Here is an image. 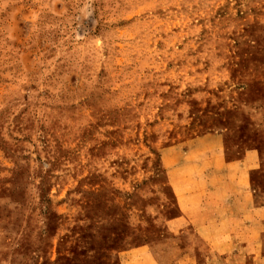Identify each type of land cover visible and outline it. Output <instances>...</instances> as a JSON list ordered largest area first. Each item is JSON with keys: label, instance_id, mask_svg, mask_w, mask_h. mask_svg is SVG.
Listing matches in <instances>:
<instances>
[{"label": "rangeland", "instance_id": "obj_1", "mask_svg": "<svg viewBox=\"0 0 264 264\" xmlns=\"http://www.w3.org/2000/svg\"><path fill=\"white\" fill-rule=\"evenodd\" d=\"M256 219L264 0H0V264H157Z\"/></svg>", "mask_w": 264, "mask_h": 264}, {"label": "crops", "instance_id": "obj_2", "mask_svg": "<svg viewBox=\"0 0 264 264\" xmlns=\"http://www.w3.org/2000/svg\"><path fill=\"white\" fill-rule=\"evenodd\" d=\"M254 221L251 229L239 228L231 232L235 241L226 242L221 237L213 241L212 236H207L212 233L210 228L204 226L196 228L201 234L197 235L196 243L182 237L179 241L174 239L171 248L164 242L158 243L155 247L157 264H264V226L258 225L256 229L254 225L260 221ZM166 251L171 253L167 261L163 260L165 255H160Z\"/></svg>", "mask_w": 264, "mask_h": 264}]
</instances>
